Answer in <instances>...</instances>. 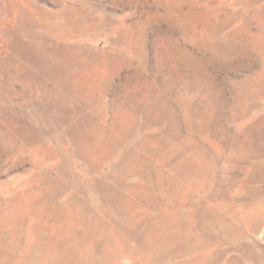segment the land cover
<instances>
[{"label": "rangeland", "instance_id": "1", "mask_svg": "<svg viewBox=\"0 0 264 264\" xmlns=\"http://www.w3.org/2000/svg\"><path fill=\"white\" fill-rule=\"evenodd\" d=\"M0 264H264V0H0Z\"/></svg>", "mask_w": 264, "mask_h": 264}]
</instances>
